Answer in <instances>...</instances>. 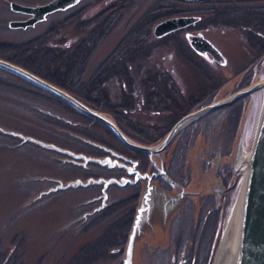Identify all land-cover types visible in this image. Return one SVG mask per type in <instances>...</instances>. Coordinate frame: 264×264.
<instances>
[{
  "label": "rangeland",
  "instance_id": "1",
  "mask_svg": "<svg viewBox=\"0 0 264 264\" xmlns=\"http://www.w3.org/2000/svg\"><path fill=\"white\" fill-rule=\"evenodd\" d=\"M12 1L38 5L48 0H0V41L24 43L38 38L44 46L62 50L82 41L87 43L88 39L91 52L80 55L82 58L76 60L75 65L85 81L94 76L127 35H131V42H144L147 51L141 52L136 61L128 60L129 71L109 77L104 81L105 86H144V79L153 81V75L160 76L154 86H165L163 78L170 79L171 76L170 85L182 86L188 94L196 92L199 86H222L216 95L221 98L244 84H238L239 79L248 72L252 61L264 65V53H258L248 42L247 28L228 18L209 23L207 19L214 12H199L202 0H82L76 6L51 12L45 19L28 27L10 26V21L26 19L29 14L13 9ZM245 4L255 6L264 4V0ZM210 6L222 8L219 3ZM170 9L180 12L170 14ZM182 14H199L201 18L194 24L173 31L177 32L176 35L160 41L158 38L161 37L154 34L155 25L167 17ZM98 25H104L100 36L94 39L86 36L91 28ZM143 25L147 27V32L140 34ZM199 32L212 41L227 59L223 64L201 55V61L208 69L207 77L186 60L177 47L180 40L190 45L188 35ZM259 76L257 74L255 79ZM35 86L29 80L0 68V126L63 142V137L50 131L44 124L50 118L32 105L41 103V98L27 91L36 90ZM208 90L212 94V88L208 87ZM260 105L261 98H256L254 104L249 105L244 98H240L234 104L202 116L204 129L200 139L208 150L204 149L202 155L205 157L199 163L198 170H194V173L200 174V180L208 173L206 169L210 166L204 164L208 160L211 163L217 158L229 162L234 159L235 164L236 154L249 150ZM247 115L250 127L245 130ZM197 139L190 138L188 145L180 148L184 149L180 151V160L186 163L189 170L193 167L187 158L188 151L198 143ZM18 140L16 136L0 130V264H124L128 241L122 229L124 217L121 209L79 222L72 210V204L79 197L72 189L37 197L47 190L39 191L43 184L37 182L36 179L40 178L37 176L45 173L43 171L54 170L50 168L53 165L50 158H47L51 151L32 141L16 147L9 146ZM238 175L240 180L242 170ZM232 201L219 220L222 231L216 245L212 243L217 220H211L210 205L192 201L182 212L186 217L184 221L187 220L189 225L187 238L191 240L190 248L186 252L177 250L175 246L168 249L164 237L154 234L143 236L136 243L134 264H174L181 253L189 256L186 264H194L193 257H197L196 264H214ZM120 227L121 230H118ZM114 234L122 237H112L117 241L107 242Z\"/></svg>",
  "mask_w": 264,
  "mask_h": 264
},
{
  "label": "flooded vegetation",
  "instance_id": "2",
  "mask_svg": "<svg viewBox=\"0 0 264 264\" xmlns=\"http://www.w3.org/2000/svg\"><path fill=\"white\" fill-rule=\"evenodd\" d=\"M49 1L51 0L44 3ZM29 16L30 14H27V17ZM89 51L91 52V46L82 55H87ZM203 57H211L215 60L211 54H205ZM249 66L248 72L243 74L238 82L244 84L238 85L228 94L264 77V65H258L255 60ZM257 74L260 76L255 79ZM35 87L36 90L27 91L41 98V103L32 105L37 107L35 109L38 112L50 118V121L47 120L44 124L50 131L63 137V142L55 138H40L75 153L106 159V163L102 164L48 148L51 154L47 158H50L53 164L50 168L54 170L43 171L45 173L37 176L40 177L36 179L37 182L43 184L39 191L55 186L58 178L68 181L75 178L86 180L90 177H115L121 180V183L113 182L106 186L103 181L57 191L72 189L78 194L79 199L72 204V210L76 213L75 219L79 222L99 214L113 213L120 208L124 217L122 227L125 230L126 242H129L140 209H143L140 237L153 234L160 238L164 237L168 249L175 246L177 250L182 249L185 252L190 248L191 240L187 238L189 225L187 220L184 221L186 217L182 212L189 202L194 201L200 205L206 202L210 205L211 220H217L212 243L216 245L222 231L219 220L233 200L232 196L239 181V171L235 169L234 159L229 162L217 158V161L210 163L208 160V163H204L210 166L206 169L208 173L203 175L204 179L200 180V174L194 173L205 157L202 155L204 149L208 150L200 139L204 129L201 118L206 113L183 126L164 148L150 153L124 142L111 127L92 113L41 86ZM60 87L88 107L110 117L130 138L145 145H155L169 133L174 123L184 114L218 98L216 95L222 86H199L196 92L189 94L182 86V88L180 86ZM208 87L212 88V94L209 93ZM241 98L245 99L247 105L254 104L256 98L262 99V92L256 90ZM235 102L237 100L231 104ZM244 126L245 130L250 127L248 115L244 120ZM16 137L19 138L18 142L9 146L21 145L22 139ZM192 137H196L198 143L188 151L187 158L193 167L189 170L186 163L180 160V151L184 150L180 148H185ZM192 151H194L193 158ZM177 258L174 264L176 262L186 264L189 256L181 253ZM193 258L196 264L197 257Z\"/></svg>",
  "mask_w": 264,
  "mask_h": 264
},
{
  "label": "water",
  "instance_id": "3",
  "mask_svg": "<svg viewBox=\"0 0 264 264\" xmlns=\"http://www.w3.org/2000/svg\"><path fill=\"white\" fill-rule=\"evenodd\" d=\"M79 1L51 0L38 5H28L12 1L11 6L13 9L29 13L31 16L26 19H14L10 21V26L28 27L34 25L45 19L49 13L68 8ZM200 18L201 16L199 14H182L167 17L155 25L154 34L156 37H163L170 32L196 23ZM188 38L191 47L196 52L204 55L211 54L218 62L226 63L227 59L225 55L203 33H190ZM0 68L11 71L35 85L59 95L71 104L92 113L111 127L124 142L137 149L149 151L150 153L164 148L183 126L196 117L218 107L231 104L249 93L260 90L262 92V99L251 147L248 151L236 154L235 169L237 171L242 170V177L238 181L235 189L236 193L220 239L214 264H264V77L184 114L174 123L169 133L160 142L155 145H145L126 135L110 117L88 107L70 92L60 87V85L40 76L30 69L3 57H0ZM0 130L20 137L22 139L21 143L32 141L47 148H54L77 157H84L87 160H93L102 164L106 163V159L104 158L75 153L53 142L45 141L19 130L5 128L3 126H0ZM56 180L58 183L55 186L42 191L37 197L44 193L69 187H77L79 185H90L103 181L106 186L113 182L121 183V180L115 177H90L86 180L75 178L68 181L58 178ZM143 214V209H140V213L129 237L126 254L123 258L124 264H134L135 243L136 239L141 235Z\"/></svg>",
  "mask_w": 264,
  "mask_h": 264
},
{
  "label": "trees",
  "instance_id": "4",
  "mask_svg": "<svg viewBox=\"0 0 264 264\" xmlns=\"http://www.w3.org/2000/svg\"><path fill=\"white\" fill-rule=\"evenodd\" d=\"M248 1L258 2L261 0H202V2L199 3L202 6L198 11L203 12L211 10L214 12V15L207 19L209 23L217 19L227 20L228 18L235 20L238 25H243L247 28L248 42L258 53H264V4L249 6L245 4ZM218 3L221 4L222 8L210 6L218 5ZM179 12V10L170 9L169 13L176 14ZM141 30L140 34H145L147 32V27L143 25ZM103 31L104 25H98L97 27L91 28L86 36H90V38L94 39L96 36H100ZM176 34L177 32H171L158 39L162 41ZM130 36L127 35L126 38L121 41L118 47L103 62L101 68H99L94 76L87 81L82 79L81 71L76 69L75 65L77 63L76 60L82 58L80 55L89 50L88 39L87 43L82 41L76 46H71L62 50L53 46H44L42 41L39 42L40 39L38 38L24 43L0 41V57L18 63L60 86H105L104 81L109 77L116 76V74H125L126 71H129L127 66L128 60L136 61L141 52L145 53L147 51L144 42H131L129 40ZM177 43V47L183 57L207 77L208 69L206 65L202 63V57L195 53L186 42L180 40L179 42L177 41ZM151 77H154L153 81L144 79V86H154L155 81L160 79L159 75H153ZM163 79L165 86H171V76L170 79L169 77H164ZM118 230H121V227ZM112 237H116L115 239H117L118 237H122V235L118 234L117 237V234H114V236H111L106 241L109 243L112 241V243H114V241L116 242L117 240L111 239Z\"/></svg>",
  "mask_w": 264,
  "mask_h": 264
}]
</instances>
